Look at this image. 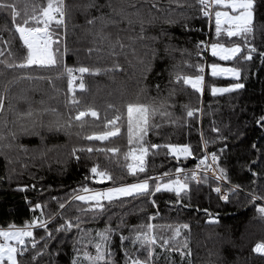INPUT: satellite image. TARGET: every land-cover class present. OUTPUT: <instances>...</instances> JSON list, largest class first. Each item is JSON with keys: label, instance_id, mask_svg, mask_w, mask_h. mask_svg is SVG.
I'll return each instance as SVG.
<instances>
[{"label": "snow or ice", "instance_id": "snow-or-ice-1", "mask_svg": "<svg viewBox=\"0 0 264 264\" xmlns=\"http://www.w3.org/2000/svg\"><path fill=\"white\" fill-rule=\"evenodd\" d=\"M32 2L35 5L36 0ZM73 7L84 16V25L81 26L83 36L91 37L92 46L86 50L88 57L95 55L98 60L112 61V67L103 70L105 73L118 71L122 67L119 62L122 58L125 63L130 64L135 60L142 64L144 68L142 75L146 77L151 70L152 60L159 55L155 45L167 35L163 29L159 36L151 35L149 30L158 23H177L174 17L186 18L185 13L177 11L178 9L194 7L198 9L202 17L210 21L215 34V42L199 41L197 43L196 48L199 50L197 55L210 48L212 57L225 62H238V66L233 67H222L217 63L208 66L211 77H231L236 81L228 87L208 85L212 96L235 93L245 88V84L240 82L243 78L240 64L246 65L253 61L254 57H258L261 64H264V51H261L255 43L257 39H260L261 44L264 45V22H261L258 12L259 8L264 7V0H104L103 3L100 0H82L75 6L67 4L66 0H47L46 6L39 7L38 13L34 6L30 15L27 11L23 14L18 11L15 0H0V11L10 13L14 32L19 34V40L22 42V50H14L12 40L6 41L0 36V45H2L0 76L5 70L11 72L31 70L14 76L0 88V156H3L9 165L17 163L27 170L36 159H39L43 165L48 160L49 152L53 151L43 146V132L67 131L74 124L83 128L87 123L84 118L88 116L99 119L96 110L91 108L80 110L78 107L80 101L75 97L73 83L77 78L74 73L81 74L82 78L84 73L100 74L101 69L90 70L84 66L73 68L65 63V57L69 54L66 42L67 22ZM184 27L186 30H191L186 24ZM5 30L13 31L0 28V32ZM223 38H226L225 42H222ZM186 51L171 45L164 46V53L170 57L175 52L184 56ZM145 58H148L146 63ZM183 64L187 68L195 67L198 74L194 76L186 74L177 64L171 70L174 78L169 81L167 95L161 96L160 86L156 85L158 95L155 98H149L148 103L127 104L126 138L129 147L123 156L125 161L129 158L133 161L126 164L128 175L139 177L140 174L146 173L148 170L146 158L149 155H160L159 149L162 148L167 149L164 155L171 156L178 165L181 163V157L184 160L190 157L197 158L191 145L149 144L146 139L149 132L156 133L165 124L180 123L171 109L172 98L182 90L183 85H190L201 94L205 90L204 67L187 61ZM53 70L57 73L55 77L38 74V72ZM65 76L68 78V91L72 93L71 98L64 105L68 109V114L46 104L43 99L34 102L27 94L18 98L26 105L24 108L8 101L11 86L20 81L47 80L51 82L53 79H62ZM79 87L84 88L82 82ZM143 91L144 89H141V92ZM6 101H8L7 105ZM184 107L188 118H192L196 112L200 111L191 109L187 105ZM49 116L52 118L49 119ZM156 117H159V122L156 121ZM104 120L103 127L107 130L84 138L89 141L104 142L121 134V126L124 124L122 114H117L111 119L105 116ZM117 121H121V124H117ZM256 123L264 128V116H261ZM213 131L219 132V129L213 128ZM22 136H38L42 146L31 150L20 143ZM209 143L207 139L203 140L204 154L198 158L199 164L196 169L186 170L178 166L174 171L170 170L157 176L145 175L143 179H137L130 184L116 185V181L121 177L114 176L109 170L101 169L98 165L92 166L89 169L90 175L86 176L85 180H92L95 183H103L105 180L113 181L114 186L105 190H96L87 185H80L70 190L64 198L54 196L51 199L60 210L55 213L44 211L48 208L47 203L38 202L32 205L30 211H39V216L22 227H17L15 224L8 225L6 229L0 227V238H2L0 264H25L26 260L28 264H40L44 256L52 255L49 245L54 241L58 244L64 243V237L69 234L73 237V255L70 264H154L153 253L156 246L177 251L184 257L191 256L188 238L180 239L182 230L189 227L187 224L157 226L148 223L133 227L129 235H124L119 225L116 228L111 227V215L114 213L111 215L110 213L113 207L123 206L125 203L123 198L128 197L133 200L149 198L152 206L158 207L156 200L151 198L162 191L173 192L178 198L176 203L187 206L184 205V199H190L189 185L191 183H207L209 173L214 180L229 181L227 170L219 163L227 146L220 148L218 152L208 153ZM251 148L261 153L259 160H253L247 166L250 174L256 177L260 174L252 170V165L264 163V150L258 148L256 143H253ZM81 152L116 154L120 152V149L92 146L73 148L70 158L79 161L81 156L78 153ZM209 156L211 163H209ZM12 171L15 172L16 169L13 168ZM33 178H35L34 175ZM165 180L167 182L162 183ZM36 187V184L22 185L17 187V191L26 192L30 188L35 190ZM241 188V185H235L231 191L238 192ZM214 191L220 194L223 200L229 199L220 186L215 187ZM248 195L252 201L264 200V189L260 193L253 190ZM28 203L31 204L30 201ZM204 211L207 213L208 210L204 209ZM257 211L264 215V207H259ZM70 212L72 214H69ZM158 215V211L150 215L149 221L155 220ZM104 217L108 218L109 223L103 229L95 230L94 234L92 229L85 227L86 224ZM57 220L60 221L59 224L55 223ZM122 223L124 221L121 219ZM34 229H42L43 234L37 238ZM117 235L120 241V254L123 258L120 262L115 259L116 253L113 250L114 237ZM88 245H92L94 252L86 250ZM129 245L133 246V251H129ZM185 249L187 251H184ZM254 251L264 254V243H258ZM142 253L146 254L143 258Z\"/></svg>", "mask_w": 264, "mask_h": 264}, {"label": "trees", "instance_id": "trees-1", "mask_svg": "<svg viewBox=\"0 0 264 264\" xmlns=\"http://www.w3.org/2000/svg\"><path fill=\"white\" fill-rule=\"evenodd\" d=\"M82 0H66L72 6L80 4ZM101 3L104 0H100ZM17 10L22 14L27 11L30 15L32 8L46 6L47 0H15ZM183 11L185 17H174L175 24L158 23L149 30L151 35L159 36L163 29L167 35L157 42L155 47L159 50L157 58L152 60L151 70L146 77L142 75L143 65L133 60L130 64L120 59L122 67L115 72L105 73L103 70L112 67L111 60H98L95 55L91 58L87 55V49L91 47V37L85 38L81 26L84 25V16L73 7L67 22L66 42L69 54L65 57V63L69 67H88L90 70L100 68V74L74 73L77 77L73 83L75 97L80 101V110L93 109L99 114V119L90 116L85 117L87 121L81 128L74 124L67 131L43 132V146L53 149L49 152L47 162L41 164L39 159L31 163L27 170L20 164L9 165L3 156H0V227H7L15 224L22 227L25 223L40 215L39 211H30L36 203H47L48 208L44 211L53 213L60 211L58 205L52 201V197L64 198L70 190L80 185H87L90 188H102L113 186V181L105 180L103 183H95L92 180H85L89 176V169L98 165L101 169L109 170L114 176L121 177L116 185L143 179L145 175L152 176L154 173H165L174 171L178 166L190 168L194 158L184 160L181 163L171 156H165L166 148L159 149L160 155H149L146 160L148 170L146 173L134 177L127 174V163L133 161L129 158L124 160L123 154L128 150L126 138V115L128 103H148L149 98L157 97L156 85L160 86V95H167L172 68L179 64L183 71L189 75H196L197 69L187 68L183 62L187 61L193 65H202L205 69V90L203 94L198 93L190 85H183L182 90L172 98L173 111L179 124H165L156 133L149 132L146 139L149 144H173L191 145L195 156L203 154V140L210 141L207 150L218 152L220 148L227 146L222 159L219 162L227 170L229 181L223 184L226 189L227 201L218 197L211 189L216 182L209 176L208 182L204 184L189 185V198L184 199V205L176 203L177 196L173 192L162 191L156 193L151 199L156 200L158 207H153L149 198H123V206H116L111 209V227L120 226L124 235H129L133 227L153 223L157 226L172 225L180 226L187 224L188 229H183L180 239L188 238V247L192 255L181 256L179 252L168 248L155 247L154 264H264V254L254 251L258 243H264V215L257 211L264 207V200L252 201L249 193L255 190L260 193L264 189V163L252 165V170L260 175L253 177L248 171V165L253 160H259L261 153L251 148L256 143L258 148L264 150V128L257 125L256 121L264 116V64H261L258 57L246 65L240 64L242 68V80L245 88L235 93L212 96L208 85L227 84L235 81L233 78H213L208 72V62L220 61L212 57L208 48L197 55L199 51L196 45L199 41L215 42L214 30L207 18L200 15L197 8L178 9ZM261 22H264V7L258 9ZM93 10V15H95ZM19 19V18H18ZM188 26L186 30L184 25ZM0 28L12 29L13 31H2L0 36L4 40H12L14 50H22V42L19 34L14 32V25L9 12L0 11ZM223 38L222 42H225ZM256 45L264 51V45L260 39L255 41ZM171 45L174 48L186 49L184 56L179 52L173 53L170 57L164 53V46ZM2 47V45H0ZM174 57V58H173ZM148 58H145V63ZM225 62V61H222ZM226 63L238 66L237 61ZM2 67V66H0ZM25 71L17 72L4 71L0 76V88L8 83L14 76L23 74ZM38 74L56 76V71L38 72ZM68 78L40 81H20L11 86L8 101L24 108L26 105L19 101V97L27 94L32 101L45 100L46 104L58 108L62 113L68 114L64 106L72 96L68 91ZM83 83L84 88L79 87ZM141 89H144L141 92ZM6 101V105L7 102ZM112 107H109V106ZM185 105L191 109H199L192 118L186 116ZM38 106V105H37ZM122 114L124 121L121 126V134L110 138L109 141H89L84 137L92 134H101L107 130L103 127L104 118H114ZM10 118V117H9ZM51 119L52 117H48ZM159 122V117L155 118ZM121 124V121H117ZM111 128V126H109ZM219 129V132L213 131ZM114 130V128H112ZM203 134V136L201 135ZM225 137L226 139H221ZM20 143L31 150L39 149L41 140L38 136H22ZM108 148L118 147L119 153H78L81 156L79 161L70 158L73 148L88 147ZM67 161V163H64ZM110 161V162H109ZM16 171L13 172L12 169ZM33 175L35 178H33ZM255 181V183H253ZM167 182V180L162 181ZM36 184L35 190L29 189L26 192L17 191L18 186ZM235 185H241L238 192L231 191ZM44 189L43 191H41ZM31 202V204L28 203ZM118 203V202H117ZM207 209V213L204 211ZM159 212L155 220L149 221L150 215ZM69 214H72L71 212ZM211 214V215H209ZM47 217L45 216V219ZM121 219L124 223L121 224ZM215 220V223L209 221ZM59 224L60 221L55 222ZM109 223L104 217L85 225L86 228L95 230L103 229ZM37 238L43 234L42 229H34ZM165 234H168L165 232ZM60 237H58L59 239ZM73 237L69 234L64 237V243L58 244L55 241L49 245L51 257L44 256L40 264H70L73 250ZM119 236L114 237L113 250L115 259L120 262L123 258L120 254ZM129 251L133 246L129 245ZM86 250L94 252L92 245ZM184 251H187L186 249ZM142 258L144 253L141 254ZM25 264H28L27 260Z\"/></svg>", "mask_w": 264, "mask_h": 264}, {"label": "built area", "instance_id": "built-area-1", "mask_svg": "<svg viewBox=\"0 0 264 264\" xmlns=\"http://www.w3.org/2000/svg\"><path fill=\"white\" fill-rule=\"evenodd\" d=\"M207 151H208V153L214 152V151H209V150H207ZM203 154H204V153H203ZM203 154L196 156L197 158L193 160V164H192V166H191L190 168H185V169H186V170L196 169L197 164H199V159H198V158L201 157ZM209 163H211L210 156H209ZM160 174H163V173H154L152 176H157V175H160ZM208 176L212 177V176H211V173H209ZM215 181H216V182L211 186V189H212V191H213L218 197L221 198L220 194H217V193L214 191V188L217 187V186H220V187L222 188L223 193L226 195V189H225L224 186H223V184L225 183V181H224V182L217 181V180H215ZM0 240H2V238H0Z\"/></svg>", "mask_w": 264, "mask_h": 264}, {"label": "rangeland", "instance_id": "rangeland-1", "mask_svg": "<svg viewBox=\"0 0 264 264\" xmlns=\"http://www.w3.org/2000/svg\"><path fill=\"white\" fill-rule=\"evenodd\" d=\"M208 51H209V53L211 54V49L210 48H208ZM212 63H217V64H220L222 67H233L234 65H232V64H229V63H226V62H222V61H217V62H214V61H211V62H208V64H207V67L210 65V64H212ZM210 68L208 67V72L210 73ZM228 78H231V77H228ZM236 81H233V82H230V83H227V84H219V85H215V86H217V87H228V86H230L231 84H233V83H235ZM134 182H136V181H132V182H127V183H122V184H130V183H134ZM118 185H120V184H118ZM114 186V185H113ZM109 187H112V186H107V187H102V188H97L96 190H105V189H107V188H109Z\"/></svg>", "mask_w": 264, "mask_h": 264}, {"label": "crops", "instance_id": "crops-1", "mask_svg": "<svg viewBox=\"0 0 264 264\" xmlns=\"http://www.w3.org/2000/svg\"><path fill=\"white\" fill-rule=\"evenodd\" d=\"M5 229L7 228V227H4Z\"/></svg>", "mask_w": 264, "mask_h": 264}]
</instances>
